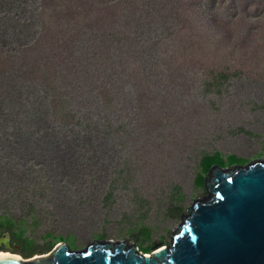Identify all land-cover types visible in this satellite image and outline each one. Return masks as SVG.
Wrapping results in <instances>:
<instances>
[{
    "label": "rangeland",
    "instance_id": "obj_1",
    "mask_svg": "<svg viewBox=\"0 0 264 264\" xmlns=\"http://www.w3.org/2000/svg\"><path fill=\"white\" fill-rule=\"evenodd\" d=\"M204 1L188 13L193 20L184 34L189 68L172 87L153 85L155 101L141 97L136 104L144 91L134 83L122 94L132 105L124 102L102 114L109 130L124 125L125 132L95 149L94 142L72 134L53 143L52 134L18 135L0 127V218L26 231L37 255L51 252L48 235L72 237L79 251L95 242H127L142 251L134 239L142 225L153 230L145 246L167 247L195 200L209 198L207 188L197 184L205 155L221 151L264 160V0ZM153 71L148 70L152 82L159 84ZM219 72L232 77L219 88L208 86ZM40 103L33 96L27 107L41 114ZM80 111L83 117L99 112L88 105ZM80 155L90 157L84 167ZM122 167L125 173L117 178Z\"/></svg>",
    "mask_w": 264,
    "mask_h": 264
},
{
    "label": "trees",
    "instance_id": "obj_2",
    "mask_svg": "<svg viewBox=\"0 0 264 264\" xmlns=\"http://www.w3.org/2000/svg\"><path fill=\"white\" fill-rule=\"evenodd\" d=\"M203 2L0 0V127L18 135L52 134L53 143L72 134L80 142H94L95 149L105 143L104 139L125 132L124 125L109 130L102 114L111 107H123L124 102L125 106L132 105V99L124 101L122 94L137 83L144 94L135 100L136 104L141 97L145 103L155 101L153 85L172 87L178 74L189 68L186 50L190 48L184 44V34L193 20L188 13ZM210 18L216 23L217 16ZM178 40L180 46L176 45ZM181 52L184 56L177 57ZM149 69L155 70L154 79H159V84L152 82ZM139 73L142 85L135 77ZM164 73L168 77H163ZM231 77L230 73L219 72L206 84L219 88ZM25 82L29 86L23 90ZM25 94L27 101L33 96L41 100V114L27 107ZM83 105L96 107L99 112H87L83 117ZM85 159L90 157H77L81 167ZM250 162L221 151L207 154L200 162L197 184L206 188V178L215 165L230 168ZM124 173L122 167L115 174L120 178ZM7 234L20 247L23 257L37 255L35 242L26 238V231L3 217L0 238ZM152 236V228L146 225L134 233L142 252L148 255L154 253L155 245L145 246ZM45 241L48 251L59 243L77 249L72 237L48 235Z\"/></svg>",
    "mask_w": 264,
    "mask_h": 264
},
{
    "label": "water",
    "instance_id": "obj_3",
    "mask_svg": "<svg viewBox=\"0 0 264 264\" xmlns=\"http://www.w3.org/2000/svg\"><path fill=\"white\" fill-rule=\"evenodd\" d=\"M206 188L209 198L195 200L171 244L156 243L150 255L127 242L81 251L59 243L29 259L0 256V264H264V160L215 165Z\"/></svg>",
    "mask_w": 264,
    "mask_h": 264
},
{
    "label": "flooded vegetation",
    "instance_id": "obj_4",
    "mask_svg": "<svg viewBox=\"0 0 264 264\" xmlns=\"http://www.w3.org/2000/svg\"><path fill=\"white\" fill-rule=\"evenodd\" d=\"M9 237V239H7ZM9 248V249H8ZM8 249V250H7ZM0 250L11 252V253H18L21 255V249L16 244L12 243V238L7 234L4 238H0Z\"/></svg>",
    "mask_w": 264,
    "mask_h": 264
},
{
    "label": "bare ground",
    "instance_id": "obj_5",
    "mask_svg": "<svg viewBox=\"0 0 264 264\" xmlns=\"http://www.w3.org/2000/svg\"><path fill=\"white\" fill-rule=\"evenodd\" d=\"M0 256H12V257H15V258H20V256L15 255V254H11V253H2V254H0Z\"/></svg>",
    "mask_w": 264,
    "mask_h": 264
}]
</instances>
